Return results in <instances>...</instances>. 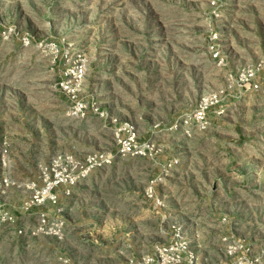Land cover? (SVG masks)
<instances>
[{"label":"rangeland","instance_id":"1","mask_svg":"<svg viewBox=\"0 0 264 264\" xmlns=\"http://www.w3.org/2000/svg\"><path fill=\"white\" fill-rule=\"evenodd\" d=\"M190 255L264 264V0H0V264Z\"/></svg>","mask_w":264,"mask_h":264},{"label":"built area","instance_id":"2","mask_svg":"<svg viewBox=\"0 0 264 264\" xmlns=\"http://www.w3.org/2000/svg\"><path fill=\"white\" fill-rule=\"evenodd\" d=\"M213 60L215 59L216 61H222V59L219 57L217 52H214L212 55ZM211 103H209L206 99H202L201 102L199 103L198 108L196 109L195 113L192 115V119L187 118L184 120V124H188L189 120L194 121L195 123L202 125L206 124L205 120V111L206 109L210 106ZM83 108L79 105L78 108H76V113L75 114H80L83 116L82 113ZM126 129V134H127V140L124 141H119L120 142V151L121 153H129L131 151V147H134L135 145L132 143L133 142V134L131 133V128L128 127V125H124V130ZM132 143V144H131ZM131 144V147L130 145ZM133 145V146H132ZM136 147V146H135ZM148 148V147H145ZM74 164V161L72 160L71 157H68L66 155H61L57 157H52L51 160L48 162V165L41 170V176L45 179L46 181V195L45 199L47 203L53 207L57 208L56 211L58 212L60 209L58 208L59 206V195L57 193L58 190L64 195V196H70L72 189L78 184V181L81 180V177H75L72 176L71 170L69 171V168ZM84 173V171H82ZM46 219L47 217L44 214L39 215L37 219V225L39 226H44L46 225ZM48 224V223H47ZM64 223L63 221L56 217L53 218L49 222V228L51 231V235L54 237H58L59 234L61 233V229L63 228ZM17 234L21 235L22 234V229L17 230ZM178 247H181L179 245ZM181 251V250H180ZM193 258L190 255L189 259L187 260L188 264H192Z\"/></svg>","mask_w":264,"mask_h":264}]
</instances>
